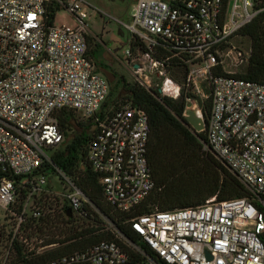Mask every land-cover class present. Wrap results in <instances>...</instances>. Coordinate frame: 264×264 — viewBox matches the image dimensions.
Wrapping results in <instances>:
<instances>
[{
  "label": "built area",
  "instance_id": "built-area-1",
  "mask_svg": "<svg viewBox=\"0 0 264 264\" xmlns=\"http://www.w3.org/2000/svg\"><path fill=\"white\" fill-rule=\"evenodd\" d=\"M132 1L126 65L142 86L150 87L144 84L153 77L162 95L207 94L199 99H210L203 149L264 208V85L236 76L250 50L230 45L260 12L255 0ZM50 3L73 23H48ZM92 13L83 0H0L1 264L71 244L74 239L60 243L65 235L58 234V225L82 220L90 228L92 212L103 215L47 154L62 149L73 133L84 131L88 138L77 167L95 174L104 204L128 213L154 189L146 113L130 102L104 107L109 83L88 56ZM170 72L178 78L184 73L182 83ZM185 102V109L197 104ZM61 111L73 113L79 132L72 126L64 138L57 122ZM128 223L165 264H264V211L248 198H211ZM49 229L56 231L51 244ZM116 234L127 249L99 241L49 264H159Z\"/></svg>",
  "mask_w": 264,
  "mask_h": 264
},
{
  "label": "trees",
  "instance_id": "trees-1",
  "mask_svg": "<svg viewBox=\"0 0 264 264\" xmlns=\"http://www.w3.org/2000/svg\"><path fill=\"white\" fill-rule=\"evenodd\" d=\"M255 8L260 12L236 34V37L247 39L248 46L246 48L250 50L247 64L240 67L241 71L236 76L264 85V0H255ZM58 10L59 8L55 4H49L48 23H51ZM93 52L89 50L88 45L90 58H92ZM170 77L180 84L184 73L181 78H178L179 76L174 72H170ZM116 83L118 84L119 81ZM158 90V86L147 88L137 81L132 84L122 83V87L117 92L109 91L104 103V107L107 108L109 104L116 107L119 103L130 102L133 106L141 108L148 117L150 136L147 144V161L151 170L154 189L130 212L121 213L104 204L101 200V191L95 174L84 173L78 169L77 162L85 155L82 146L88 139L84 131L73 133L64 147L53 151L49 157L55 168L75 180L78 188L89 198L94 207L113 223L123 238L139 246L147 256L159 264H165L131 229L128 223L129 219L149 214L151 211L166 212L175 209L195 208L203 205L211 198H215L217 203L248 198L260 211H264V208L235 175L210 152L203 149L200 140L206 141L204 132L195 134L191 128L182 122L186 98H192L196 101L203 118L208 115L210 99L200 101L191 94H184L183 90L178 98L174 99L158 93ZM150 91L158 94L168 109ZM57 122L62 135L67 138L68 132H71L75 122L73 113L61 111L57 116ZM76 125L77 127L81 126L78 123ZM3 175L4 173L0 172V177ZM92 214L94 213L92 212ZM58 234L65 235L60 243L71 239H74V242L31 258L17 257L13 263L49 264L55 257L74 248H81L99 241H115L127 249L123 241L118 239L117 234L112 230L101 231L100 228L87 227L77 231L60 230ZM48 235L50 236L46 243H54L55 229H49Z\"/></svg>",
  "mask_w": 264,
  "mask_h": 264
},
{
  "label": "rangeland",
  "instance_id": "rangeland-1",
  "mask_svg": "<svg viewBox=\"0 0 264 264\" xmlns=\"http://www.w3.org/2000/svg\"><path fill=\"white\" fill-rule=\"evenodd\" d=\"M83 1L87 3L93 10L90 19L87 21L90 31V37L88 38L89 50L94 51L91 57L98 68H104L107 65L115 73V80L109 84V91L113 93L117 92L122 87V83L132 84L133 82L137 81L130 68L125 63V51L129 48L130 39V34L125 26L130 23L133 1ZM72 23V18L63 9H59L55 13V25ZM230 45L244 49L248 46V41L247 39L236 37L231 40ZM235 71L236 73H240L241 68H237ZM152 78L153 77L150 76L148 78V83L144 85L155 86V82ZM116 80L119 81L118 84L116 83ZM164 95L170 96L169 94ZM191 95L195 96V98H198V100L204 99L207 96V94H204L203 96H199V94ZM197 105L198 104L192 102L187 104V107L190 109H198ZM108 106L111 107L110 104ZM65 141H68V138ZM50 153V151H47V154L50 155ZM94 214H92L90 222L88 223L89 227L100 228L101 231L112 230L116 233V228L106 216H100L96 213ZM85 224L87 223L83 222L82 220H76L75 222H72V225L70 226H66L65 224L58 225L59 227L57 228V232L68 229L72 231L81 230L84 228ZM2 261V258H0V264Z\"/></svg>",
  "mask_w": 264,
  "mask_h": 264
},
{
  "label": "water",
  "instance_id": "water-1",
  "mask_svg": "<svg viewBox=\"0 0 264 264\" xmlns=\"http://www.w3.org/2000/svg\"><path fill=\"white\" fill-rule=\"evenodd\" d=\"M137 67H138L137 65H133L134 69ZM99 72L102 74V76L106 79V81L109 84L115 80L114 74L112 72H110L109 70H107L103 67H100ZM150 92L158 101H160L168 109V107L164 104V102L161 100V98H160V96H158V94H155L153 91H150ZM158 93H161L160 89L158 90ZM200 115H201V113H200ZM182 122L186 126L191 128L195 134L203 132V128H204L203 117H202V115L200 117L197 116L196 110H194V109L187 108L184 110ZM73 127L77 132L80 131V128L76 127L74 124H73ZM200 143L202 145H205V142L203 140H200Z\"/></svg>",
  "mask_w": 264,
  "mask_h": 264
},
{
  "label": "bare ground",
  "instance_id": "bare-ground-1",
  "mask_svg": "<svg viewBox=\"0 0 264 264\" xmlns=\"http://www.w3.org/2000/svg\"><path fill=\"white\" fill-rule=\"evenodd\" d=\"M166 87L170 88L169 85H167ZM203 95H204V94H199V96H203ZM196 114H197V116H199V117L201 116L199 111H196Z\"/></svg>",
  "mask_w": 264,
  "mask_h": 264
},
{
  "label": "flooded vegetation",
  "instance_id": "flooded-vegetation-1",
  "mask_svg": "<svg viewBox=\"0 0 264 264\" xmlns=\"http://www.w3.org/2000/svg\"><path fill=\"white\" fill-rule=\"evenodd\" d=\"M105 69H107V70H109L110 72H112L113 74H114V76H115V73L106 65V67H104ZM118 80H116V82H117Z\"/></svg>",
  "mask_w": 264,
  "mask_h": 264
}]
</instances>
